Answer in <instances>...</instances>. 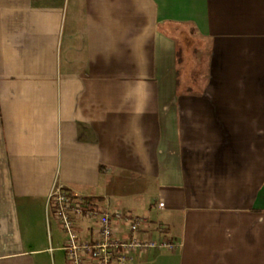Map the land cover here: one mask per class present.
<instances>
[{
    "label": "crops",
    "instance_id": "1",
    "mask_svg": "<svg viewBox=\"0 0 264 264\" xmlns=\"http://www.w3.org/2000/svg\"><path fill=\"white\" fill-rule=\"evenodd\" d=\"M55 183L175 244L128 264H264V0H0V264Z\"/></svg>",
    "mask_w": 264,
    "mask_h": 264
},
{
    "label": "built area",
    "instance_id": "2",
    "mask_svg": "<svg viewBox=\"0 0 264 264\" xmlns=\"http://www.w3.org/2000/svg\"><path fill=\"white\" fill-rule=\"evenodd\" d=\"M157 207L165 209L160 200ZM46 208L64 232L63 251L67 264H128L136 253L155 249L171 250L170 240L142 237L146 217L127 213L74 194L55 183L48 194ZM83 221L97 222L93 238H86L78 229Z\"/></svg>",
    "mask_w": 264,
    "mask_h": 264
},
{
    "label": "rangeland",
    "instance_id": "3",
    "mask_svg": "<svg viewBox=\"0 0 264 264\" xmlns=\"http://www.w3.org/2000/svg\"><path fill=\"white\" fill-rule=\"evenodd\" d=\"M49 212L44 205L40 212L37 211L35 220H32L33 235L29 238L35 241V248L42 250L36 255L40 264H67L65 253L61 248L64 244L63 229L59 221ZM27 221L29 219L23 222L24 228Z\"/></svg>",
    "mask_w": 264,
    "mask_h": 264
},
{
    "label": "trees",
    "instance_id": "4",
    "mask_svg": "<svg viewBox=\"0 0 264 264\" xmlns=\"http://www.w3.org/2000/svg\"><path fill=\"white\" fill-rule=\"evenodd\" d=\"M197 46H198V45H197ZM99 168H100V170H102V169L105 168V167H104V166H100Z\"/></svg>",
    "mask_w": 264,
    "mask_h": 264
}]
</instances>
